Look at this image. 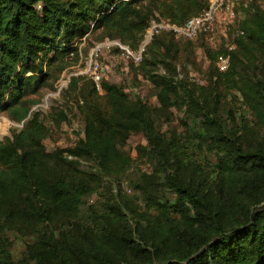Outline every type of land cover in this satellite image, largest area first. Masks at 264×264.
<instances>
[{
    "label": "trees",
    "instance_id": "16d2710c",
    "mask_svg": "<svg viewBox=\"0 0 264 264\" xmlns=\"http://www.w3.org/2000/svg\"><path fill=\"white\" fill-rule=\"evenodd\" d=\"M205 6L206 0H0V109L14 121L25 118L32 100H26L24 93L30 87L36 92L44 83L46 64L57 53L72 54L75 38L88 30H100L103 37H117L134 47L155 11L179 24ZM89 21H93L91 28ZM248 23V36L262 42L258 34L260 30L264 33V23L254 28ZM169 35H154L144 57L147 50L164 42L160 36ZM84 78L73 76L67 85L75 88L78 80H84L79 86L83 136L73 147L47 151L43 144L47 128L37 114L0 140V264H264V203L246 198L247 190L240 185L248 175L253 179L264 172V149H243L237 137L228 135L219 122L199 109L187 86L174 83L167 75L153 79L158 103L169 107L177 84H182L189 97L188 115L194 120L201 117L207 126L200 133L203 142H212V138L224 142L218 167L224 171L226 191L217 194L208 184H195L185 173L179 176L166 171L163 179L174 202L158 203L164 209L174 207L180 217L159 231L147 236L141 233L136 239L133 230L116 220L102 234L101 243L90 247L92 254H98L97 260L73 250L70 243L57 240L49 231L29 244L23 257L12 258L2 245L7 226L74 214L82 197L93 192L73 156L91 157L99 169L107 171L119 158V136L140 130L160 162L156 173L166 170L168 163L174 168L181 165L180 149L167 147L164 134L153 128L150 110L140 98L130 103L121 86L107 81H101V93L92 80ZM212 98L217 101L216 94ZM51 159L66 164L65 170L51 167Z\"/></svg>",
    "mask_w": 264,
    "mask_h": 264
},
{
    "label": "rangeland",
    "instance_id": "374dc122",
    "mask_svg": "<svg viewBox=\"0 0 264 264\" xmlns=\"http://www.w3.org/2000/svg\"><path fill=\"white\" fill-rule=\"evenodd\" d=\"M36 9H40V4ZM235 13L231 24L217 27L210 35H200L192 40L160 36L164 42L155 46L153 51L147 50L143 64L138 66L125 62L112 49L99 55L101 81L121 86L130 103L135 98L142 100L150 110L153 128L164 134L163 141L167 147L180 149L181 165L174 168L168 163L166 170L156 173L154 169H160V162L140 130L119 136V158L107 171L99 169L91 157L73 156L79 173L94 187L93 192L82 197L74 214L37 224L20 221L7 226L3 231L2 245L13 259L23 257L27 246L49 231L54 232L57 240L70 243L73 250L95 260L98 254H92L90 247L101 243L102 234L116 220L120 221L121 227L133 230L136 239L141 233L147 236L159 231L168 225L169 220L180 217L174 207L164 209L158 203L174 202V194L163 179L166 171H174L179 176L185 173L186 178L195 184H208L214 193L226 191L224 171L218 167L224 142L214 138L212 142H203L200 133L207 126L200 122L201 117L194 120L188 115L189 97L182 84L193 94L199 109L219 122L228 135L237 137L243 149L254 150L258 146L264 149V33L260 30L258 35L263 39L259 42L255 36H248L245 25L248 20L251 28L258 22L264 23V0H238ZM88 23L91 28L93 21ZM105 38L115 39L103 37L100 30H88L75 38L72 54L57 53L46 64L44 83L36 92H32L30 87L24 93L26 100H32L25 118L14 121L0 109V140L10 137L13 131L22 128L28 117L37 114L47 128L43 140L47 151L73 147L83 136L79 86L84 80H78L75 88L67 87V84L60 91L57 83L66 78L70 81L77 75L89 79L86 74L87 55L95 42ZM207 51L213 56H209ZM221 55L229 56V65L224 69L217 65ZM164 75L170 76L174 83H182L177 84L169 107H162L155 95L153 79ZM98 91L102 93L103 90ZM213 94H216L215 102ZM140 146H146V149ZM49 164L57 171L66 168V164L54 159ZM257 176L252 179L248 175L240 185L247 190L246 198L263 204L264 172Z\"/></svg>",
    "mask_w": 264,
    "mask_h": 264
},
{
    "label": "built area",
    "instance_id": "2783aa9c",
    "mask_svg": "<svg viewBox=\"0 0 264 264\" xmlns=\"http://www.w3.org/2000/svg\"><path fill=\"white\" fill-rule=\"evenodd\" d=\"M237 5L238 0H206V6L201 11L187 17L179 24L171 21L168 17L154 12V15L149 19L142 38L136 47H131L116 38H105L95 42L87 55L86 74L88 78L93 81L96 89L100 90L102 66L99 55L103 51L112 49L116 51V55L125 62L137 65L142 61L146 46L154 35L167 32L177 38L192 40L200 35L213 34L217 27L231 24L236 15L235 8ZM217 65L221 69L226 68L229 65V56L221 55ZM68 81L69 78L61 79L57 83L58 91L63 90L68 84Z\"/></svg>",
    "mask_w": 264,
    "mask_h": 264
}]
</instances>
